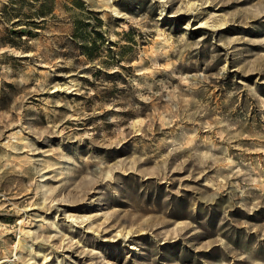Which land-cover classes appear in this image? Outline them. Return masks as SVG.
<instances>
[{
	"label": "rangeland",
	"instance_id": "374dc122",
	"mask_svg": "<svg viewBox=\"0 0 264 264\" xmlns=\"http://www.w3.org/2000/svg\"><path fill=\"white\" fill-rule=\"evenodd\" d=\"M0 264H264V0H0Z\"/></svg>",
	"mask_w": 264,
	"mask_h": 264
},
{
	"label": "bare ground",
	"instance_id": "6f19581e",
	"mask_svg": "<svg viewBox=\"0 0 264 264\" xmlns=\"http://www.w3.org/2000/svg\"><path fill=\"white\" fill-rule=\"evenodd\" d=\"M199 14V13H198ZM203 23V25H205L206 24V22H202ZM73 83V82H72ZM71 83V84H72ZM75 86V85H74ZM67 87V86H66ZM73 88V87H72ZM76 88V87H75ZM72 90V89H71ZM73 91V90H72ZM41 186V185H40ZM86 200V199H85ZM82 201L81 203H76V204H74V205H72V208L74 209V210H76V211H81V210H83V209H85V208H87V207H85L84 206V204H86L87 202L86 201ZM31 203V202H30ZM33 203V202H32ZM30 206H33V205H30ZM60 206V205H59ZM89 206V205H88ZM30 209H35V206H33V207H31ZM40 209V208H39ZM37 210V209H36ZM70 217V221L72 222V226H74V225H76L78 222H79V224L80 223H83V222H85V221H88V219H89V217L88 216H86V215H81V216H79V215H76V214H73V215H70L69 216ZM36 219H38V218H36ZM80 219V220H79ZM26 226V225H25ZM91 228V227H90ZM95 230V229H94ZM102 230V229H101ZM25 233V236L26 237H29V236H33L32 235V232L31 231H25L24 232ZM129 231H127L126 232V235H123L124 234V232H122V231H120L117 235H119V237H122L123 236V238H130L131 236H129ZM27 234V235H26ZM115 238V237H114ZM32 239V238H31ZM71 241H72V239H71ZM67 242H68V240H67ZM68 249V248H67ZM39 254H41V252H39L38 253V255Z\"/></svg>",
	"mask_w": 264,
	"mask_h": 264
}]
</instances>
